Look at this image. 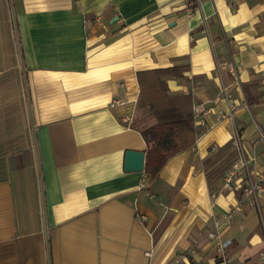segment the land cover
<instances>
[{"label": "crops", "instance_id": "obj_1", "mask_svg": "<svg viewBox=\"0 0 264 264\" xmlns=\"http://www.w3.org/2000/svg\"><path fill=\"white\" fill-rule=\"evenodd\" d=\"M173 66L210 113L150 181L124 170L136 73ZM263 82L264 0H0V264H222L207 233L235 206L228 264H264V190L226 186L264 164Z\"/></svg>", "mask_w": 264, "mask_h": 264}, {"label": "trees", "instance_id": "obj_2", "mask_svg": "<svg viewBox=\"0 0 264 264\" xmlns=\"http://www.w3.org/2000/svg\"><path fill=\"white\" fill-rule=\"evenodd\" d=\"M185 67L138 71V106L148 110L153 122L143 128L132 125L141 134L147 150L143 172L154 181L172 157L189 150L195 141L190 99L169 93L167 81L182 78Z\"/></svg>", "mask_w": 264, "mask_h": 264}, {"label": "built area", "instance_id": "obj_3", "mask_svg": "<svg viewBox=\"0 0 264 264\" xmlns=\"http://www.w3.org/2000/svg\"><path fill=\"white\" fill-rule=\"evenodd\" d=\"M192 3H189V7L192 6ZM224 68L232 75H237V70L233 64V62H226L224 64ZM264 85V82H263ZM223 96L226 100L227 111L223 113H219L216 117L217 121L225 120L231 117L235 106L230 101V96L227 94L226 90L223 88L222 90ZM119 101H113L112 104H118ZM192 118L193 124H198L199 126H205V117L210 113L209 109L202 108L201 106H193L192 107ZM196 141V138H195ZM244 171L246 175L245 185L242 188V193L245 197H250L256 202L257 195L263 192V182H264V164L260 171H251L249 170V162L246 161L243 157L234 163L231 169L228 171L226 186L230 184L231 178H233L237 172ZM239 212V206H235L229 209L224 214L218 216L213 220L212 228L207 233L208 240L214 245L216 251L221 255L222 264H228V260L225 257V243L222 240L221 236V228L223 226L230 225L233 217ZM183 258V255H180L175 261L178 264Z\"/></svg>", "mask_w": 264, "mask_h": 264}, {"label": "water", "instance_id": "obj_4", "mask_svg": "<svg viewBox=\"0 0 264 264\" xmlns=\"http://www.w3.org/2000/svg\"><path fill=\"white\" fill-rule=\"evenodd\" d=\"M144 167V153L126 151L124 159L125 172H142Z\"/></svg>", "mask_w": 264, "mask_h": 264}, {"label": "rangeland", "instance_id": "obj_5", "mask_svg": "<svg viewBox=\"0 0 264 264\" xmlns=\"http://www.w3.org/2000/svg\"><path fill=\"white\" fill-rule=\"evenodd\" d=\"M148 114V110L145 108V107H139V118L140 121H139V126L141 128L147 126L150 124V122H148V120L145 118V119H142L144 116H146ZM150 118V117H149ZM151 120V119H150ZM244 145V144H243Z\"/></svg>", "mask_w": 264, "mask_h": 264}]
</instances>
